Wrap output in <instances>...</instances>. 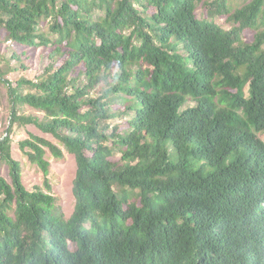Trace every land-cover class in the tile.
I'll return each instance as SVG.
<instances>
[{
	"label": "trees",
	"instance_id": "1",
	"mask_svg": "<svg viewBox=\"0 0 264 264\" xmlns=\"http://www.w3.org/2000/svg\"><path fill=\"white\" fill-rule=\"evenodd\" d=\"M232 1L0 0L7 41L49 59L15 81L0 63V264H264V0ZM17 125L75 156L69 217L48 178L62 148L20 141L45 174L28 189Z\"/></svg>",
	"mask_w": 264,
	"mask_h": 264
},
{
	"label": "rangeland",
	"instance_id": "2",
	"mask_svg": "<svg viewBox=\"0 0 264 264\" xmlns=\"http://www.w3.org/2000/svg\"><path fill=\"white\" fill-rule=\"evenodd\" d=\"M248 0H234L232 4L234 7L241 6ZM206 11V8L202 7L198 13L201 14ZM227 14H219L216 16L215 21L220 24L229 26L226 22ZM44 29H48L47 24H43ZM254 33L250 30L245 31V37L252 39ZM15 55L20 56L18 59ZM47 52L43 47H35L30 45H22L14 42H9L6 39L5 29L0 28V63L7 71V77L12 81L21 77H27L35 79L46 67H48L49 59L47 58ZM24 65V67H22ZM16 67V69H13ZM100 90V86L94 91L97 93ZM194 102L188 100L185 106L193 105ZM25 113L39 114L35 109L25 106L23 108ZM11 121V103L7 92V86L4 81H0V138L6 135V130ZM112 125L122 123V126H126V120L122 118H116L110 120ZM13 137V155L22 163L23 167V181L25 186L33 190L35 186L40 185L45 189V174L36 165L33 164L27 157V155L20 148V141L28 138L31 133L43 136L58 146H60L64 152L63 158H56L48 150L47 159L51 162L50 174L48 176L50 184L52 185V193L56 197L57 203L61 206L66 216L69 217L74 211L76 199L73 192V183L76 176L77 164L73 154H71L67 148L51 134L44 133L34 125L28 126H15ZM120 154L114 156V160L120 159ZM0 174L3 175L8 181L11 182V176L9 167L0 162ZM119 190V187H116Z\"/></svg>",
	"mask_w": 264,
	"mask_h": 264
}]
</instances>
